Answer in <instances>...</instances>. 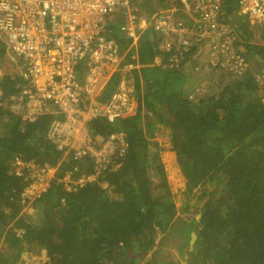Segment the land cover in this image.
<instances>
[{
  "label": "trees",
  "instance_id": "1",
  "mask_svg": "<svg viewBox=\"0 0 264 264\" xmlns=\"http://www.w3.org/2000/svg\"><path fill=\"white\" fill-rule=\"evenodd\" d=\"M149 3L144 0L143 8ZM236 8V0L223 1L225 16L238 24ZM110 31L124 50L128 41L116 37L114 27ZM236 32L233 49L248 63L240 75L220 66L204 68L201 58L197 63L194 55L202 46L192 34L191 47L169 67L170 54L158 51V37L143 34L137 53L145 68L132 75L136 115L89 123L94 141L123 132L128 144L125 159L116 170L104 171L83 186L68 184L70 190L62 182L63 174L77 164L79 171L71 179L95 175V165L85 158L63 160L47 191L31 204L41 217L38 225L23 210L21 199L30 172L18 176L12 163L20 158L35 165H57L62 152L49 141L47 130L62 116L49 105L29 122L22 110L2 105L0 264H17L28 251H44L43 264H178L161 255L156 245V235L167 233L177 215L162 149L154 141L158 127L168 131L169 150L175 154L186 194L206 183L216 185L201 196L206 199L200 219L183 221L179 230V242L189 240L195 231L190 264H264V84L255 81L264 69V31L262 44L241 37L239 28ZM204 54L201 51L199 56ZM157 57L160 65L155 64ZM2 62L13 70L1 81L5 99L17 93L24 81L4 45L0 46ZM83 69H77L80 78ZM118 81V76L112 78L98 100L108 99ZM195 87L203 92L196 93Z\"/></svg>",
  "mask_w": 264,
  "mask_h": 264
},
{
  "label": "built area",
  "instance_id": "2",
  "mask_svg": "<svg viewBox=\"0 0 264 264\" xmlns=\"http://www.w3.org/2000/svg\"><path fill=\"white\" fill-rule=\"evenodd\" d=\"M149 1L143 8L144 0H0V46L17 60L15 68L24 81L17 93L5 99L0 86V107L22 110L29 122L49 105L62 116L47 130L49 141L62 152L57 165L13 160L16 175L30 172V183L21 196L25 213H34L31 204L47 191L60 163L68 157L72 161L89 159L95 165V175L71 179L72 173L79 171L75 164L62 177L67 190L70 183L83 186L104 171L121 166L128 147L125 134L114 132L94 141L89 123L115 122L136 115L131 74L145 66L139 63L137 52L146 32L158 37V51L170 54L169 67L191 47L192 34L202 46L194 55L196 62L201 63V51L207 52L204 68L220 66L236 75L247 70L246 59L233 49L237 32L231 18L225 16L224 0ZM236 7L237 18L252 26H264V0H236ZM114 24L128 41L124 50L109 36ZM160 63L157 57L155 64ZM2 64L5 62L0 63V85L13 73ZM80 66H84L81 78ZM116 76V88L108 99L99 101L107 83ZM255 81L264 84V69L255 75ZM195 92H199L197 88Z\"/></svg>",
  "mask_w": 264,
  "mask_h": 264
},
{
  "label": "rangeland",
  "instance_id": "3",
  "mask_svg": "<svg viewBox=\"0 0 264 264\" xmlns=\"http://www.w3.org/2000/svg\"><path fill=\"white\" fill-rule=\"evenodd\" d=\"M246 21L241 22L239 19V23L237 24V21L233 22V19L231 18V24L235 30L239 28L241 37H245L246 39L248 38L247 40L250 42L262 44L263 41L261 39V34L262 30L264 31V26H252L248 23V21ZM114 29L116 37L121 36L118 25L114 24ZM200 58L206 61L205 54L199 56V60ZM14 61L16 64H18L16 59H14ZM195 61H197V59ZM142 68H145V66L134 70L133 74L137 72L140 73ZM6 69L8 70V68ZM133 74H131V76ZM210 78L217 79L215 76ZM204 79L207 80L206 75L204 76ZM193 90L195 91V89ZM197 91H199L197 93L200 94L203 92V89L199 87L197 88ZM134 100V102L137 104L136 93L134 95ZM154 141L158 143V148L162 149L160 153L161 161L164 165L168 185L173 196V201L177 208V215L168 232L165 234L156 235V245L159 246L158 249L161 252L160 254H164L166 259L168 258L169 260L178 264H190L193 261V255L190 254L193 248L189 247L190 239H185L184 242H179V230L182 227L183 221L188 223L191 220L195 222L196 220L200 219V211L206 199H202L201 196L203 195L204 191L207 193L213 191L216 185L215 183H206L194 190L192 195H187L185 192V180L177 165L175 154L169 150L168 131L162 127H158L155 133ZM186 207H188L187 210H185ZM191 233L195 235V231ZM195 239L192 243V247L195 243ZM135 256H139V254H135ZM142 258V262H145L149 258V255L143 256ZM46 259L47 258L44 251H41L39 254L28 251L22 254L17 264H43Z\"/></svg>",
  "mask_w": 264,
  "mask_h": 264
},
{
  "label": "crops",
  "instance_id": "4",
  "mask_svg": "<svg viewBox=\"0 0 264 264\" xmlns=\"http://www.w3.org/2000/svg\"><path fill=\"white\" fill-rule=\"evenodd\" d=\"M150 36H151V34H150ZM2 66H3V68L6 69V66L4 64H2ZM7 68L10 69V70H12V68L11 67L9 68V66H7ZM15 69H17V68H15ZM31 217H32L31 219H32L33 224L38 225L40 223L41 217L39 215V212H37V210L34 211V213L32 214ZM45 256H46V254H45Z\"/></svg>",
  "mask_w": 264,
  "mask_h": 264
},
{
  "label": "water",
  "instance_id": "5",
  "mask_svg": "<svg viewBox=\"0 0 264 264\" xmlns=\"http://www.w3.org/2000/svg\"><path fill=\"white\" fill-rule=\"evenodd\" d=\"M195 239V235L193 233L190 234V243H189V247L192 248V243Z\"/></svg>",
  "mask_w": 264,
  "mask_h": 264
}]
</instances>
